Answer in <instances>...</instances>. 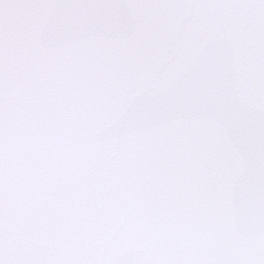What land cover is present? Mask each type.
<instances>
[{
  "label": "snow or ice",
  "instance_id": "6c2138e0",
  "mask_svg": "<svg viewBox=\"0 0 264 264\" xmlns=\"http://www.w3.org/2000/svg\"><path fill=\"white\" fill-rule=\"evenodd\" d=\"M0 264H264V0H0Z\"/></svg>",
  "mask_w": 264,
  "mask_h": 264
}]
</instances>
